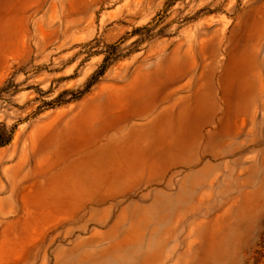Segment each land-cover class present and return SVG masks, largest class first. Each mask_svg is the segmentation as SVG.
<instances>
[{
  "label": "rangeland",
  "instance_id": "374dc122",
  "mask_svg": "<svg viewBox=\"0 0 264 264\" xmlns=\"http://www.w3.org/2000/svg\"><path fill=\"white\" fill-rule=\"evenodd\" d=\"M0 264H264V0H0Z\"/></svg>",
  "mask_w": 264,
  "mask_h": 264
}]
</instances>
